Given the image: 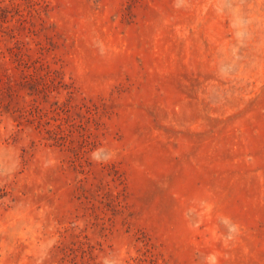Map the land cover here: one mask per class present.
<instances>
[{
  "label": "rangeland",
  "instance_id": "374dc122",
  "mask_svg": "<svg viewBox=\"0 0 264 264\" xmlns=\"http://www.w3.org/2000/svg\"><path fill=\"white\" fill-rule=\"evenodd\" d=\"M0 264H264V0H0Z\"/></svg>",
  "mask_w": 264,
  "mask_h": 264
}]
</instances>
